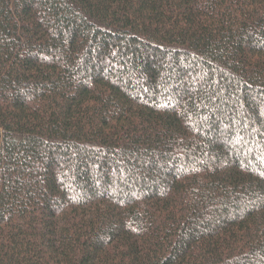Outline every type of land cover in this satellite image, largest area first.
I'll return each mask as SVG.
<instances>
[{"label":"trees","instance_id":"1","mask_svg":"<svg viewBox=\"0 0 264 264\" xmlns=\"http://www.w3.org/2000/svg\"><path fill=\"white\" fill-rule=\"evenodd\" d=\"M0 264H264V0H0Z\"/></svg>","mask_w":264,"mask_h":264}]
</instances>
